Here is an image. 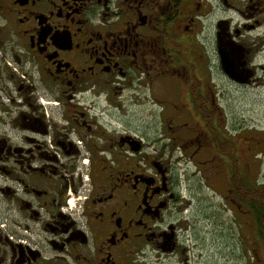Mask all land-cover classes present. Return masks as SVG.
<instances>
[{
    "label": "flooded vegetation",
    "instance_id": "flooded-vegetation-1",
    "mask_svg": "<svg viewBox=\"0 0 264 264\" xmlns=\"http://www.w3.org/2000/svg\"><path fill=\"white\" fill-rule=\"evenodd\" d=\"M212 63L264 85V0H0V264H209L193 200L256 226Z\"/></svg>",
    "mask_w": 264,
    "mask_h": 264
},
{
    "label": "rangeland",
    "instance_id": "rangeland-1",
    "mask_svg": "<svg viewBox=\"0 0 264 264\" xmlns=\"http://www.w3.org/2000/svg\"><path fill=\"white\" fill-rule=\"evenodd\" d=\"M205 34L204 32L200 38ZM206 36L209 38L207 44L211 47L212 35L208 31ZM216 57H213L214 63L217 62ZM214 63L211 64L210 85L215 93L216 107L221 110L217 116L219 126L224 125L225 131L231 132L232 138L240 139L241 150L238 153L249 166L247 173L251 170L255 172L249 178L253 180L258 175L257 182H264V85L245 86L229 82L223 76L221 67ZM254 140L258 141V145L251 144ZM255 153L258 155L255 156ZM176 166L181 170L183 165ZM181 173L184 189H191V192H210L202 178L194 179L190 174L186 175L183 171ZM201 184L205 186L202 187ZM214 184L221 192L226 187L222 180H216ZM203 199L207 203L212 201L207 196ZM191 206L193 210L199 208L203 218L210 216L211 223L205 226V234L201 237V242L205 243L207 249L203 251L205 261L208 260L209 264H264V242L257 235L253 216H245L247 222L244 223L236 217L238 209L231 208L226 215L201 201L193 200Z\"/></svg>",
    "mask_w": 264,
    "mask_h": 264
},
{
    "label": "trees",
    "instance_id": "trees-1",
    "mask_svg": "<svg viewBox=\"0 0 264 264\" xmlns=\"http://www.w3.org/2000/svg\"><path fill=\"white\" fill-rule=\"evenodd\" d=\"M247 203L256 213V230L264 242V187L247 184Z\"/></svg>",
    "mask_w": 264,
    "mask_h": 264
},
{
    "label": "water",
    "instance_id": "water-1",
    "mask_svg": "<svg viewBox=\"0 0 264 264\" xmlns=\"http://www.w3.org/2000/svg\"><path fill=\"white\" fill-rule=\"evenodd\" d=\"M219 53H220V57H221V65H222V68L227 71L228 70V67L231 66L232 68H234V65H233V61H229L227 58H226V55H225V52L222 48L221 45H219ZM234 78H237L236 74L233 75Z\"/></svg>",
    "mask_w": 264,
    "mask_h": 264
}]
</instances>
